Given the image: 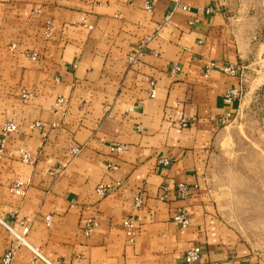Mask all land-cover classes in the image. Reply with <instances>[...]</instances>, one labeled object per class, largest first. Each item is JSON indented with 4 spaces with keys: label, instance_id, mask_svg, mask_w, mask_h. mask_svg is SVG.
Here are the masks:
<instances>
[{
    "label": "crops",
    "instance_id": "obj_1",
    "mask_svg": "<svg viewBox=\"0 0 264 264\" xmlns=\"http://www.w3.org/2000/svg\"><path fill=\"white\" fill-rule=\"evenodd\" d=\"M254 3L0 0V146L4 124L19 127L0 161V264L11 251L13 264H186L196 245L199 264H264L208 184L216 159L230 158L227 125L238 109L224 97L240 78L224 68H247L264 47V11ZM210 7L218 11L209 15ZM18 181L25 198L11 192ZM182 183L191 185L186 199ZM100 186L111 192L98 196ZM182 211L188 228L174 221ZM131 218L134 243L123 227ZM23 221L29 246L8 229L21 233Z\"/></svg>",
    "mask_w": 264,
    "mask_h": 264
},
{
    "label": "rangeland",
    "instance_id": "obj_2",
    "mask_svg": "<svg viewBox=\"0 0 264 264\" xmlns=\"http://www.w3.org/2000/svg\"><path fill=\"white\" fill-rule=\"evenodd\" d=\"M264 11V0H254ZM243 95L228 126L230 158H218L209 187L221 214L264 258V47L242 70Z\"/></svg>",
    "mask_w": 264,
    "mask_h": 264
},
{
    "label": "built area",
    "instance_id": "obj_3",
    "mask_svg": "<svg viewBox=\"0 0 264 264\" xmlns=\"http://www.w3.org/2000/svg\"><path fill=\"white\" fill-rule=\"evenodd\" d=\"M145 10L150 12L152 10V6L149 3L145 4ZM184 10L188 11L189 8H185ZM218 10L216 8L210 7L206 10L207 14H214L216 13ZM50 35V32H49ZM147 49V43L142 45V47L140 48L139 53L134 56L131 57L129 59V65L130 67L133 66L134 64H136V62L145 54V51ZM215 65L212 64L210 66V68L214 67ZM245 69L239 65H229L227 67L224 68V73H226L229 76L232 77H239L240 81H241V85L238 88H233L227 91L224 100L227 103H234V102H240L241 97L243 95V88H242V70ZM180 70L179 66L177 64H174V66L172 67V74L175 75L178 71ZM151 85V90H150V96L152 98H154L156 96L157 93V83L156 81H152L150 83ZM24 98L27 99L28 95L24 94ZM227 122V119H225L223 121V124L225 125ZM181 125L183 127L187 126V122L186 120H183L181 122ZM35 128H39L40 125L36 124L34 126ZM19 129L18 125L16 123H14L13 121H7L3 128H2V141H1V146H0V161L2 160V158L4 157V152H5V147H6V143L7 140L9 138V136L14 133L17 132ZM124 148L123 147H117L114 152L117 153H122L124 152ZM82 151L81 147H74L72 152L74 155H78L80 154ZM20 158L22 163L24 164H31L32 162V156L29 152H25L22 151L20 152ZM161 164L167 166L170 164L169 161L163 160L161 162ZM108 168L111 170H116V166L114 164H109ZM190 188L191 185H189L188 183H182L179 184L178 186V195L180 196V198L182 199H186L188 198V196L190 195ZM111 187L110 186H100L97 189V194L100 197H106L110 192H111ZM11 192L12 194L19 196L20 198H25L27 195V191H26V187L24 185L23 182H15V184L13 185V187L11 188ZM143 200L140 197H136L135 198V207L138 209H141L143 207ZM51 217H47L46 221L47 224L50 225L51 224ZM174 221L179 224L182 228H188L191 224L190 222V217H189V213L187 211H182L178 216H176V218L174 219ZM96 226V223L92 220L88 221L86 226H85V234L87 236H89L92 232H93V228ZM124 231L126 233V236L129 240L130 243H134L137 239L138 236V228L136 225V222L134 219H128L124 225ZM20 228H21V233H17V231H15L14 229L8 228L12 234H14L16 236V239L18 240L19 244L25 245V246H29L27 243V237L29 235L30 232V226L28 224L27 221H23L20 223ZM35 258L36 259H40L43 261H46L45 258H43V256L38 252V250H33ZM14 256H15V252L11 251L9 253H7L1 260V264H13L14 262ZM202 257V250L201 247L196 245L194 247H191L190 249L187 250L186 254H185V262L186 264H199L200 260ZM47 262V261H46ZM48 264H53L50 262H47Z\"/></svg>",
    "mask_w": 264,
    "mask_h": 264
}]
</instances>
